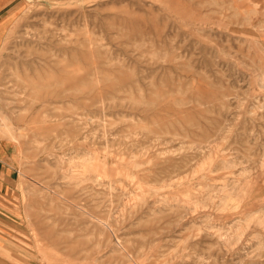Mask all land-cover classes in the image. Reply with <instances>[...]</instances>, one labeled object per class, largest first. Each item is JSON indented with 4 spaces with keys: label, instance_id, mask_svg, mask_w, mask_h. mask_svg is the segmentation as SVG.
<instances>
[{
    "label": "rangeland",
    "instance_id": "obj_1",
    "mask_svg": "<svg viewBox=\"0 0 264 264\" xmlns=\"http://www.w3.org/2000/svg\"><path fill=\"white\" fill-rule=\"evenodd\" d=\"M1 143L0 264H264V0H26Z\"/></svg>",
    "mask_w": 264,
    "mask_h": 264
},
{
    "label": "crops",
    "instance_id": "obj_2",
    "mask_svg": "<svg viewBox=\"0 0 264 264\" xmlns=\"http://www.w3.org/2000/svg\"><path fill=\"white\" fill-rule=\"evenodd\" d=\"M26 0H0V47L6 39L8 28L13 18L24 6ZM14 168L7 155V145L0 144V194L11 190L14 179Z\"/></svg>",
    "mask_w": 264,
    "mask_h": 264
},
{
    "label": "bare ground",
    "instance_id": "obj_3",
    "mask_svg": "<svg viewBox=\"0 0 264 264\" xmlns=\"http://www.w3.org/2000/svg\"><path fill=\"white\" fill-rule=\"evenodd\" d=\"M261 82V81H260ZM222 150V149H221ZM221 152V151H220ZM221 154V153H220ZM226 157V156H225ZM206 158V157H205ZM231 158V157H230ZM217 164V163H216ZM225 166V165H224ZM228 166V165H227ZM224 168V167H223ZM236 171V170H235ZM239 171V170H238ZM234 172V171H233ZM247 172V171H246ZM212 173H213V171H212ZM226 178V177H225ZM219 207H221V206H219ZM226 209V208H225ZM229 210V209H228ZM226 212V211H225ZM235 217V216H234ZM234 220V219H233ZM236 220V219H235ZM246 221V220H245ZM247 228V227H246Z\"/></svg>",
    "mask_w": 264,
    "mask_h": 264
}]
</instances>
